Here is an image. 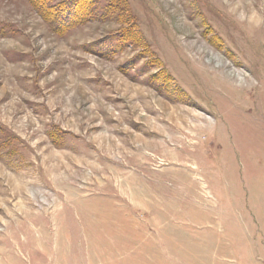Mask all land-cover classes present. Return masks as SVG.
<instances>
[{"label": "rangeland", "instance_id": "rangeland-1", "mask_svg": "<svg viewBox=\"0 0 264 264\" xmlns=\"http://www.w3.org/2000/svg\"><path fill=\"white\" fill-rule=\"evenodd\" d=\"M0 264H264V0H0Z\"/></svg>", "mask_w": 264, "mask_h": 264}, {"label": "bare ground", "instance_id": "bare-ground-1", "mask_svg": "<svg viewBox=\"0 0 264 264\" xmlns=\"http://www.w3.org/2000/svg\"><path fill=\"white\" fill-rule=\"evenodd\" d=\"M247 9H248V8H247ZM250 13L253 14V11L250 12ZM254 14H256V13L254 12ZM250 19H251V20H255L254 17H250ZM241 25H242V24H241ZM222 63H223V62H222Z\"/></svg>", "mask_w": 264, "mask_h": 264}]
</instances>
